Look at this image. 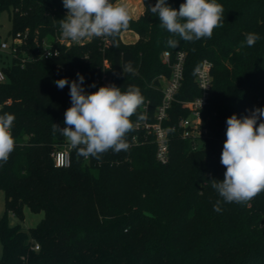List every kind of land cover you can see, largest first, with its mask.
<instances>
[{"label": "trees", "instance_id": "1", "mask_svg": "<svg viewBox=\"0 0 264 264\" xmlns=\"http://www.w3.org/2000/svg\"><path fill=\"white\" fill-rule=\"evenodd\" d=\"M142 2V14L130 17L126 28L138 35L133 43L121 41V29L109 37L103 54L93 38L83 46L60 47L49 59L21 65L12 57L10 64L1 65L0 115L15 116V148L0 167L5 202L0 264H264V192L247 203H227L210 183L224 179L220 156L226 119L264 107V0H217L224 8L223 27L195 42L160 26L148 9L156 0ZM167 2L179 9L185 0ZM1 10L12 21L11 37L27 32L19 53L30 54L61 31L59 20L67 15L62 0H0ZM248 33L260 39L241 47ZM169 38L179 41L177 48L167 46ZM164 51L170 53V63L178 51L185 53L183 78L162 121L175 127L169 132L167 161L157 160L154 134L142 121L136 126L133 115L127 151L109 150L97 160L77 156L71 148L70 166H55L52 153L67 140L53 134L52 125L64 127L71 99L69 86L58 89L54 81L76 80L80 73L86 92L107 84L122 92L138 86L145 103L137 111L152 123L164 94L159 75L168 78L171 72L161 60ZM204 59L211 61L213 78L202 109L208 133L183 138L178 120L190 112L184 102L200 95L194 72ZM128 61L135 75L123 74ZM93 83L96 87H89ZM217 200L219 213L213 210ZM24 204L43 211L42 219L31 227L10 225L7 212L21 215Z\"/></svg>", "mask_w": 264, "mask_h": 264}, {"label": "clouds", "instance_id": "2", "mask_svg": "<svg viewBox=\"0 0 264 264\" xmlns=\"http://www.w3.org/2000/svg\"><path fill=\"white\" fill-rule=\"evenodd\" d=\"M67 15L59 20L62 37L71 41L87 38L111 37L126 29L130 15L126 5L112 0H62ZM150 12L159 18L160 26L170 34L179 35L185 42L210 39L215 28L223 27L224 8L217 0H185L179 9L171 7L167 0H156L149 5ZM260 39L257 33H248L241 47H252ZM166 44L177 48L179 41L169 38ZM195 51V49H193ZM123 74H136L132 62L122 67ZM76 80L61 78L54 81L58 89L69 86L71 106L64 112V127L53 123L52 132L60 133L76 150L77 156L97 160L109 150L127 151L126 134L134 131L130 119L137 122L147 119L146 113H138L145 97L138 86L129 85L126 91L115 84L100 86L95 92H86L85 77L77 73ZM89 87L95 88L93 83ZM15 116L0 115V167L7 163L14 151L15 140L11 133ZM226 139L220 156L224 166V179L210 181L211 187L227 203H247L264 192V107L250 110L249 115L233 114L226 119ZM57 166H70V157L60 155ZM221 202L213 205L217 213Z\"/></svg>", "mask_w": 264, "mask_h": 264}, {"label": "built area", "instance_id": "3", "mask_svg": "<svg viewBox=\"0 0 264 264\" xmlns=\"http://www.w3.org/2000/svg\"><path fill=\"white\" fill-rule=\"evenodd\" d=\"M27 32H17L14 37H12V42L10 45L6 41H0V50H7L11 57L19 59L21 65L26 61H32L36 59H49L58 55L60 47L71 48L73 46H83L91 42L93 38L82 39L80 41H71L70 39H65L62 37V30L59 33H56L52 39H44L41 42L40 47L31 53L23 51L19 53V46L24 43ZM99 51L103 54L105 48L108 46L109 37H99L98 38ZM22 54V56H19ZM170 53L164 51L161 55V60L163 63L170 66L171 72L170 76L164 78V76L159 75L162 80L166 81V85L162 87L163 98L161 104L157 107L155 112V121L148 123L146 120L142 121L141 125L148 131L152 132L155 137L156 145V158L162 163L166 162L168 159V141H169V132L173 131L175 127L163 126L162 121L167 117L166 109L169 107L170 102L174 98V94L180 86L183 72V62L185 53L178 51L175 55V61L170 63L169 61ZM211 61L204 59L200 62V65L195 69L194 72V81L196 86L200 91V95L195 96L194 98L185 101L184 103L189 108V113L185 117H181L178 120L177 126L182 128L181 136L183 138H197L205 136L208 133L207 127L202 119V109L207 104L208 96L211 88ZM107 64L106 58L102 59V75L100 81H106L107 75L104 74V67ZM5 80V74L0 68V82ZM136 126L139 125V122L135 123ZM71 147L69 146L68 141L58 145L57 149L52 153V158L54 165L57 166V159L60 155H66L70 157ZM71 159V158H70ZM58 167V166H57ZM64 167V166H61ZM35 250L38 249V244H35L33 247Z\"/></svg>", "mask_w": 264, "mask_h": 264}, {"label": "rangeland", "instance_id": "4", "mask_svg": "<svg viewBox=\"0 0 264 264\" xmlns=\"http://www.w3.org/2000/svg\"><path fill=\"white\" fill-rule=\"evenodd\" d=\"M135 0V5L138 1ZM127 5H131L130 0H125ZM11 20L6 10L0 11V41L4 40L8 45L12 42L11 37ZM12 55L7 50H0V67L1 65H8L11 62ZM166 81H162L163 87L166 85ZM21 215L14 214L10 211L7 212V220L10 225L21 224L23 227H31L36 225L43 217V211H35L31 209L27 204L22 206ZM5 213L4 193L0 189V219ZM2 240H0V256L2 254Z\"/></svg>", "mask_w": 264, "mask_h": 264}, {"label": "crops", "instance_id": "5", "mask_svg": "<svg viewBox=\"0 0 264 264\" xmlns=\"http://www.w3.org/2000/svg\"><path fill=\"white\" fill-rule=\"evenodd\" d=\"M138 3L136 5H127L125 0H115L113 3H121L126 5L129 15L132 19H137L144 10V5L142 0H137ZM138 38L137 33H135L131 29H123L120 32V39L124 43H133Z\"/></svg>", "mask_w": 264, "mask_h": 264}]
</instances>
